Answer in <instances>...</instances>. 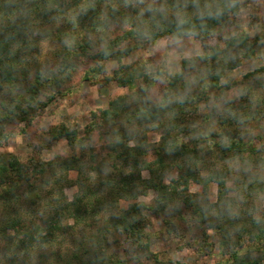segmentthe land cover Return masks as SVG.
I'll use <instances>...</instances> for the list:
<instances>
[{"label":"trees","instance_id":"trees-1","mask_svg":"<svg viewBox=\"0 0 264 264\" xmlns=\"http://www.w3.org/2000/svg\"><path fill=\"white\" fill-rule=\"evenodd\" d=\"M142 1L0 0V94L17 95L25 102L19 108L0 100V124L10 117L33 114L70 94L68 84L81 63L93 64L82 80H89L88 73L106 71L104 64L96 62H115L118 68L111 80L132 89L137 87L128 98L130 111L124 105L126 99L121 98L120 102H111L109 110L92 113L84 138L63 125L54 131L55 139L66 140L71 147L67 158L38 163L40 167L34 172L20 171L21 163L11 155L0 156V201L2 211L6 210L0 216V237L7 231L14 233L3 237L10 245L5 248L10 255L0 264H149L143 254L148 251L147 245L141 242L149 241L145 230L150 225L144 211L162 218L167 236L173 233L181 240L197 242L199 247H206V254L212 252L207 244L208 232H214L220 259L213 264H264V227L251 217L241 221L242 212L232 210L235 200L226 198V184L232 173L228 165L236 163L246 172L251 164L255 169L264 168V80L260 79L264 77V66L242 77L235 94L230 93L233 84H220L225 73L245 58L241 49L244 35L231 37L222 46L215 44L197 57L183 59L173 75L156 65L151 70L138 63L122 65L132 52L162 37L192 34L198 38L212 33L231 14L238 13V3L234 0L227 6L225 0L206 9L200 0L199 10L187 13L179 0L181 11L176 6L170 15L150 4L139 8ZM160 6L166 7L162 3ZM37 28L45 40L58 43L55 68L44 77L43 59H37L33 80L24 86L22 82L32 71V48L36 49L30 33ZM232 52L236 57H231ZM161 77L163 91L151 96V87ZM21 90L28 93L27 98L18 93ZM42 93L46 99L40 103L37 95ZM131 126L133 129H129ZM151 127L162 136L155 145L147 143ZM95 133L107 144L101 148L107 154L112 152L113 157L99 154L100 148L93 142ZM149 150L153 161L147 157ZM110 161L121 163L118 167L111 165V172L106 166ZM49 165L53 170L48 176L54 183L66 181L68 187L78 189L73 202L56 200L53 213L38 219L41 225L29 220L25 223L17 212L11 215V206L17 201L14 184L26 182L24 195L37 198L33 172L39 175ZM173 166L180 170L183 180L164 185V175ZM142 171L149 173L148 179L142 178ZM70 172L77 174L75 182L66 180ZM83 180L89 181V186ZM191 183L200 186L204 195L209 184H216L217 201L198 206L195 198L202 194L189 193ZM180 184L183 188L178 187ZM102 190L105 195L99 194ZM148 190L156 192L151 205L138 201ZM121 202L128 204L117 216L102 217L95 229L83 226L76 239L79 233L73 229L86 223L89 214L97 216L106 206L117 208ZM66 217L73 221L74 228L62 225ZM66 236L75 239L70 249L44 254L47 248L62 246Z\"/></svg>","mask_w":264,"mask_h":264},{"label":"rangeland","instance_id":"rangeland-1","mask_svg":"<svg viewBox=\"0 0 264 264\" xmlns=\"http://www.w3.org/2000/svg\"><path fill=\"white\" fill-rule=\"evenodd\" d=\"M199 1L200 0H181V3L183 4V9L187 10V13H190L199 10L198 8L202 6ZM202 1L206 9L211 8V6L215 8L225 3V0ZM235 1L238 3V13L236 15L231 14L226 23L221 26L219 25L212 33L198 38L192 34L183 35L179 38L171 36L162 37L157 42L144 45L141 49L132 52L127 59L122 61V65L127 67L129 64L138 63L148 70H151L153 65H156L160 69L168 71V74L170 73V75H173L180 69V64L183 59L197 57L201 55L204 50L208 52L211 46L215 44L222 46L225 40L231 37H239L241 34L244 35L243 42L245 45H241V49H244L242 56H245V58L242 59L238 67L227 71L224 77L220 79L221 85L233 84L234 87L230 89V93L234 92L235 94L239 87L238 84H241L240 81H242V77L264 66V0ZM142 2L144 3L139 8H142L144 4H150L154 6V8L160 9L161 12L163 10L167 11L170 15L176 6L179 8V0H143ZM161 3L166 7L160 6ZM230 3L234 4V0H228L227 6L230 5ZM186 6H188L189 9ZM179 11H181V9ZM39 29L37 28L30 33V41H32L36 49L32 48L33 53L30 60V69H32V71L31 74L27 76L26 80L22 82L24 86H26L29 81L33 80L32 72H34V67L38 65L37 59H43L44 67L42 69V74L44 77L49 76V73L55 68L53 63L56 59L55 53L59 47L58 43L49 39L45 40L44 34H40ZM124 30H126V28ZM234 55L235 54L232 52L231 57H236ZM95 64H104L106 71L103 74L88 73L87 76H89V80L85 81L82 80L83 74L86 72V69L93 64L91 62L83 65L82 63L78 64L79 66H77L72 80H70L68 84L71 86L70 94L64 98H57L55 101L48 103V105L34 111L33 114L26 113L20 115V117H10L9 121L0 124V156L6 157V155H11L21 163L20 171L33 170L35 172L38 167H40L38 163L50 164L53 160L56 161V158H67L71 154V147L68 145L67 141L57 140L53 136L54 131L61 125L69 130H77L78 137L84 138L86 136V126L90 122L92 113L98 114L99 111L109 110L110 103L120 102L121 98L126 99L127 103L124 105H128L127 109L130 111L132 108L129 107L130 100H128V98H131L130 94L135 92L137 87H133L132 89L130 85H120L115 79L111 80L113 79V72L118 68L117 63L99 61V63L96 62ZM121 71L124 72L125 70ZM144 71L146 70L144 69ZM260 79L264 80V77ZM138 86H140V83ZM164 86L165 83L162 82L161 77V81L158 80L151 87L149 94L151 96L161 94ZM18 93H22L26 98L28 97V93L23 90ZM37 97H39L40 103H43L45 102L46 94L42 93L37 95ZM143 98L145 97H142V99ZM0 100L17 105L19 108L25 105L23 98L19 99L17 95L1 93ZM31 111L32 110H30V112ZM153 128H148L149 131H147L146 134L147 143L150 145L159 143L162 137L160 131L152 130ZM129 129H133V126ZM4 135H6V137ZM97 137V133H95L93 142L97 148H100L98 151L99 154L113 157L114 154L112 152L107 154L106 149L101 148L104 145L107 146V144L99 141ZM131 143H129V145H131ZM149 151L147 157L153 161L154 157L152 150ZM120 163V161H110L106 166L112 172V166L116 165L118 167ZM181 165L185 166L183 162H181ZM44 167V171L39 175H37V172H33V176L35 177L31 178L35 185L34 192H37V190L39 192L37 198L28 199L24 195V183L26 182L19 181L13 186L12 191H14L13 194L17 201L14 199L15 204L11 206V215L17 212L16 216L20 215V218L25 223L29 220L30 223L33 222L34 224L41 225L38 219L42 220V218L53 213V208L55 207L54 202L56 200L65 203L73 202L74 196L78 193V189L75 186L68 187L66 181L54 183L53 179H50L48 176L52 172L53 167L50 165L49 167ZM228 167H230L229 169H231L232 173L229 174L226 184V187L229 189L226 198L235 200L234 203H232V210L235 212L240 210L242 212L240 215L241 221L246 222L248 217H251L259 221L260 226L264 227V168L255 169L251 164L249 165L250 171L246 172V168L236 163L231 166L228 165ZM211 168L212 166L209 165L208 169ZM201 173L202 175L205 174L204 171ZM141 175L143 179L149 178V173L147 171H142ZM76 177L77 174L75 172H70L66 176V180L68 178V180L75 182ZM181 180H183V178L180 170L173 166L169 172L165 173L163 184L170 185L172 183L171 181ZM26 181L29 180L27 179ZM83 181L89 186V181ZM80 185L85 187L82 183ZM178 187L183 188V185L180 184ZM189 193L193 195L202 194L195 198V202H197L200 207L210 206L217 201V188L214 183L209 184L205 195L201 191L200 186L191 183ZM99 194L105 195V190H102ZM155 197L156 192L148 190L145 196H140L138 198V201L146 205H151ZM82 202L85 203L86 199L82 200ZM127 204L128 203L121 202L117 205V208H109L106 206V210L104 209L103 212L97 216H90L89 214L86 223L83 221L76 225L75 228L73 221L67 217L63 220L62 225H65V228L73 227V230L79 233L76 236L77 239L80 232L82 233L83 226L87 227V225H90V229H95L102 217L117 216L121 209L126 208ZM5 211H2V202L0 201V216ZM144 213H146L145 216H147L150 225L145 230V233L149 235V241L147 243H145L144 240L141 241L142 245H147L146 249L148 251L143 253L147 263L149 260V264H213L220 259L217 250L218 237L214 232H208L209 238L207 244L212 246L210 247L212 252L206 254V247L202 245V247H199L197 242L181 240L178 236L173 235V233L167 236L165 234L166 230L164 231L163 229L162 218L149 212L144 211ZM67 233L71 232L68 231ZM13 235L14 233L12 231H7L3 237ZM3 237H0V263L6 262V257L10 255L5 251V248L10 245H8ZM74 244L75 239H69L66 236L65 241L62 242V246L47 248L43 252L47 254L53 249L63 248L65 250L62 251L65 252ZM196 250L199 251V254L196 253ZM133 251L136 252L135 249Z\"/></svg>","mask_w":264,"mask_h":264}]
</instances>
